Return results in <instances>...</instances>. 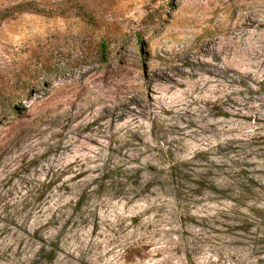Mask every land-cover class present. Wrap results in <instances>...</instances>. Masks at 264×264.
<instances>
[{"label":"rangeland","instance_id":"obj_1","mask_svg":"<svg viewBox=\"0 0 264 264\" xmlns=\"http://www.w3.org/2000/svg\"><path fill=\"white\" fill-rule=\"evenodd\" d=\"M0 264H264V0H0Z\"/></svg>","mask_w":264,"mask_h":264},{"label":"trees","instance_id":"obj_2","mask_svg":"<svg viewBox=\"0 0 264 264\" xmlns=\"http://www.w3.org/2000/svg\"><path fill=\"white\" fill-rule=\"evenodd\" d=\"M83 16L85 17V19L89 22H95L94 19L88 14V13H83ZM172 171L175 169L174 167L170 168ZM50 255L48 256V260H52L53 259V253L51 251V253H49Z\"/></svg>","mask_w":264,"mask_h":264}]
</instances>
